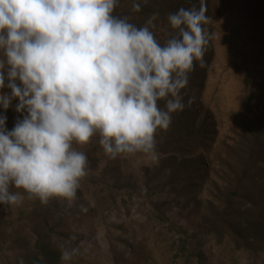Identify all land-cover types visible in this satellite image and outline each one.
Listing matches in <instances>:
<instances>
[{
    "label": "clouds",
    "instance_id": "9594fccd",
    "mask_svg": "<svg viewBox=\"0 0 264 264\" xmlns=\"http://www.w3.org/2000/svg\"><path fill=\"white\" fill-rule=\"evenodd\" d=\"M146 2V0H145ZM119 0H0V107L17 100L23 118L9 131L0 116V204L72 202L91 173L86 153L99 135L109 159L143 154L158 164L157 134L193 103L182 95L209 35L205 0L167 15L161 43L114 15ZM132 11H141L134 0ZM163 102V107L160 102ZM76 249L62 247L69 264Z\"/></svg>",
    "mask_w": 264,
    "mask_h": 264
},
{
    "label": "rangeland",
    "instance_id": "374dc122",
    "mask_svg": "<svg viewBox=\"0 0 264 264\" xmlns=\"http://www.w3.org/2000/svg\"><path fill=\"white\" fill-rule=\"evenodd\" d=\"M210 1L219 19L205 25L213 59L202 103L216 126L207 167L196 173L181 157L162 151L158 164L143 154L109 159L97 134L77 146L91 173L72 202L0 204V264H64L62 247L76 249L69 264H264V249L207 227L257 134L259 112L251 108L261 109L262 101L248 98L243 109L240 102L258 92L264 72L254 30L264 19L262 0ZM133 2L121 3L116 13L133 14ZM17 103L13 100L7 111L0 107L9 131L23 118ZM257 217L264 221V207Z\"/></svg>",
    "mask_w": 264,
    "mask_h": 264
},
{
    "label": "trees",
    "instance_id": "16d2710c",
    "mask_svg": "<svg viewBox=\"0 0 264 264\" xmlns=\"http://www.w3.org/2000/svg\"><path fill=\"white\" fill-rule=\"evenodd\" d=\"M132 0H119V6L123 2ZM141 11L133 14H117L128 16L131 23L142 27L155 12L158 18L153 21L152 29L156 38L163 43L172 31L167 23V15L176 12L181 7L188 8L195 4L199 7V0H138ZM207 5L206 15L210 21L219 19V12L210 0H205ZM264 10V0H262ZM119 6L117 8H119ZM138 14V17L133 15ZM205 27V26H204ZM255 40L259 44V54L264 58V19L254 26ZM205 67L196 65L190 74L188 86L182 90L185 103L193 98V103L185 107L182 112L173 114L172 124L165 132L157 134V151L174 153L184 159V162L193 166L198 173L205 169V156L210 150L216 136V126L211 112L202 103V93L205 87L207 72L213 59V48L209 38V44L205 54ZM258 92L251 93L240 102L243 109L252 100L262 101L261 109L258 105L251 108L259 113L256 115L257 134L253 137V143L249 147V157L238 173L234 174L232 181L223 189V196L219 198L212 213V219L208 222V231L213 234L226 232L234 240H240L245 246H259L264 249V221L257 216L264 207V72L260 76ZM260 93V94H259ZM259 104V103H257ZM163 107V102H160ZM257 247V248H259Z\"/></svg>",
    "mask_w": 264,
    "mask_h": 264
}]
</instances>
